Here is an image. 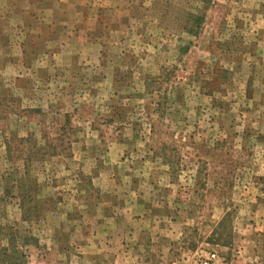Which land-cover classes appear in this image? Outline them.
I'll return each mask as SVG.
<instances>
[{
	"label": "rangeland",
	"instance_id": "obj_1",
	"mask_svg": "<svg viewBox=\"0 0 264 264\" xmlns=\"http://www.w3.org/2000/svg\"><path fill=\"white\" fill-rule=\"evenodd\" d=\"M212 254L264 264V0H0V264Z\"/></svg>",
	"mask_w": 264,
	"mask_h": 264
},
{
	"label": "built area",
	"instance_id": "obj_2",
	"mask_svg": "<svg viewBox=\"0 0 264 264\" xmlns=\"http://www.w3.org/2000/svg\"><path fill=\"white\" fill-rule=\"evenodd\" d=\"M216 259V256L214 254L206 257L205 259L199 261V264H212Z\"/></svg>",
	"mask_w": 264,
	"mask_h": 264
},
{
	"label": "trees",
	"instance_id": "obj_3",
	"mask_svg": "<svg viewBox=\"0 0 264 264\" xmlns=\"http://www.w3.org/2000/svg\"><path fill=\"white\" fill-rule=\"evenodd\" d=\"M1 252H2L3 254H6L7 249H2Z\"/></svg>",
	"mask_w": 264,
	"mask_h": 264
}]
</instances>
